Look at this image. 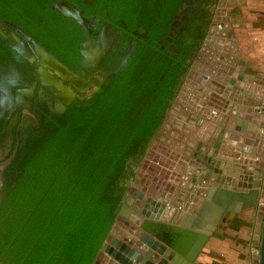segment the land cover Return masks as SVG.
Returning a JSON list of instances; mask_svg holds the SVG:
<instances>
[{
    "label": "trees",
    "instance_id": "obj_1",
    "mask_svg": "<svg viewBox=\"0 0 264 264\" xmlns=\"http://www.w3.org/2000/svg\"><path fill=\"white\" fill-rule=\"evenodd\" d=\"M59 1L0 0V20L16 25L79 73L86 70L80 51L87 36L53 8ZM65 1L79 6L86 18L118 24L128 37L145 27L153 41L167 33L169 6L175 9L178 3ZM208 24L196 25L187 45L174 43L180 59L155 46L154 54L147 52L141 46L145 41L138 40V52L131 53L104 91L71 104L62 114L42 115L39 128L22 139L2 179L0 264H92L189 68L185 60L196 56ZM2 52L12 62L22 60L0 40ZM111 63L113 59L106 69Z\"/></svg>",
    "mask_w": 264,
    "mask_h": 264
},
{
    "label": "water",
    "instance_id": "obj_2",
    "mask_svg": "<svg viewBox=\"0 0 264 264\" xmlns=\"http://www.w3.org/2000/svg\"><path fill=\"white\" fill-rule=\"evenodd\" d=\"M242 4L244 0H217L196 58L168 102L92 264H193L214 233L250 210L256 214L252 262L264 264V103L255 101L263 100L264 81L241 75L247 54L240 49L248 50L241 41L247 38L239 15ZM53 8L83 27L80 7L61 0ZM112 36L114 28L105 24L100 48L92 49V43L83 46L89 49L81 52L83 57L92 63L86 74L89 83L113 45ZM29 44L45 81L49 68L70 85L82 86L44 48ZM117 70L105 75L101 84ZM245 77L250 80L243 82ZM249 83L254 87H246ZM66 89L62 85L58 90L69 93ZM69 94L57 96L60 103L51 111L59 113L63 104L69 105L75 97ZM253 98L259 108L255 113L238 105L248 106ZM235 116L239 120H233ZM241 120L245 123L240 130L236 121Z\"/></svg>",
    "mask_w": 264,
    "mask_h": 264
},
{
    "label": "flooded vegetation",
    "instance_id": "obj_3",
    "mask_svg": "<svg viewBox=\"0 0 264 264\" xmlns=\"http://www.w3.org/2000/svg\"><path fill=\"white\" fill-rule=\"evenodd\" d=\"M153 1L156 5H162L163 7L166 6L170 0ZM216 3L217 0H178L175 9L169 6L167 18H169L170 22L167 33L156 41L149 38L145 27H140L130 32L131 35L128 37L124 32L125 30L118 24L115 25L109 21H101L91 16L86 18L80 8L81 17L84 18L85 23L83 27H79L84 30L87 36L85 42L82 43V47L87 43H92V49H94V47L100 48V45H98L100 31L105 24L114 28L115 36L114 38L112 36L113 45L105 54L101 68L95 70L91 83H89L86 74L92 68V63L87 60V58L83 57L81 53L83 52L86 54L89 49L88 47H83L81 49L80 53L85 61L84 67L86 70L80 71L79 73H74L70 70L82 83V86L78 88L74 85H70L66 80L61 79L56 71L49 68L45 69L48 81L40 77L38 71V57L29 44V42H37L31 39L16 25L0 20V40L8 48L10 47L17 57L22 59L21 61L18 60V63H15L14 60L13 62L10 61L6 53H0V187H2V179L5 175V171L9 168L12 159L16 155L19 144L26 134L39 128L42 115L45 112L51 115L62 114L71 104L90 99L94 95L104 91L111 83L118 70L130 58L131 53L138 52V40L140 39L145 41L146 45L141 46H145L147 52H152L154 54V51L159 50L162 54H169L172 55V57L180 59L174 43L181 42L187 45L189 38L191 39L190 36H192L191 31L196 25L200 27L202 24L204 25L206 21L210 23ZM37 44L41 46L39 43ZM153 46H155L156 50L153 49ZM195 58L196 56L193 58L189 56L185 60V64H190ZM109 59H113V63H111L110 69H106V64ZM114 69H118L117 72L108 79V83L102 85L101 83L105 75L109 74ZM44 83H48V87L46 86L47 84L45 85ZM62 85L68 88L66 90H69V95H74L75 97L70 101L69 105H62L64 107L62 111L54 113L51 109H55L56 102L60 103L57 96H61L58 89L61 88Z\"/></svg>",
    "mask_w": 264,
    "mask_h": 264
},
{
    "label": "crops",
    "instance_id": "obj_4",
    "mask_svg": "<svg viewBox=\"0 0 264 264\" xmlns=\"http://www.w3.org/2000/svg\"><path fill=\"white\" fill-rule=\"evenodd\" d=\"M239 15L243 20L244 32L247 38L241 39L244 46L248 48L247 52L240 49L241 54L243 52L246 57L242 58L243 71L241 75H248L258 77L259 81H264V0H244V4L238 6ZM247 41V42H246ZM250 45H247V43ZM242 46V45H241ZM240 48V45H239ZM230 56V55H229ZM227 65V64H226ZM233 71L236 70V65H230ZM241 67V68H242ZM232 71V72H233ZM249 78V77H248ZM244 78L243 82H248L250 79ZM246 85V84H244ZM253 86V83L247 84ZM257 87H261L256 85ZM245 90V88H244ZM244 96L245 93L242 92ZM261 96L263 92L261 91ZM248 98L249 96L246 95ZM254 100L245 104L238 103L239 106L249 107L252 113H255L259 108L254 107L252 103ZM258 103H264L263 100H255ZM253 106V107H252ZM233 120H239L238 116H235ZM242 122L236 121V128L243 129ZM245 127V126H244ZM256 223V214L252 210L243 211L240 214L234 216L228 224H224L223 228L212 235L208 239L204 248L200 254L196 257L193 264H253L252 246L255 243L252 240L253 227Z\"/></svg>",
    "mask_w": 264,
    "mask_h": 264
},
{
    "label": "rangeland",
    "instance_id": "obj_5",
    "mask_svg": "<svg viewBox=\"0 0 264 264\" xmlns=\"http://www.w3.org/2000/svg\"><path fill=\"white\" fill-rule=\"evenodd\" d=\"M60 93H61L62 96H66L67 94H69V93H66V91H61ZM55 107H56V105H55Z\"/></svg>",
    "mask_w": 264,
    "mask_h": 264
}]
</instances>
